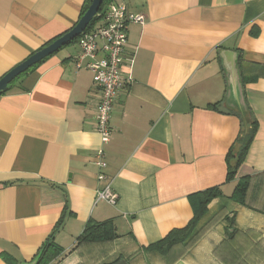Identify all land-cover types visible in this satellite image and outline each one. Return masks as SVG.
<instances>
[{"label": "crops", "instance_id": "1", "mask_svg": "<svg viewBox=\"0 0 264 264\" xmlns=\"http://www.w3.org/2000/svg\"><path fill=\"white\" fill-rule=\"evenodd\" d=\"M90 1L0 0V78L69 31ZM115 1L144 23L127 28L106 145L96 131L101 92L75 66L77 41L0 95V264H30L49 237L62 250L53 264H264V0ZM224 51L237 56V96ZM243 109L257 129L226 180ZM100 171L114 206L96 200ZM214 187L221 197L184 242L166 255L145 250L185 228L190 197ZM105 221L116 238L79 240L88 222Z\"/></svg>", "mask_w": 264, "mask_h": 264}, {"label": "built area", "instance_id": "2", "mask_svg": "<svg viewBox=\"0 0 264 264\" xmlns=\"http://www.w3.org/2000/svg\"><path fill=\"white\" fill-rule=\"evenodd\" d=\"M131 23L143 24L144 16L133 14L124 3L114 1L100 15L98 25L83 32L77 40L79 52L75 58V66L78 70L90 71L92 82L101 92L95 120L102 145L109 142L112 105L117 92L125 86L122 78L123 53L127 42V28ZM95 164L100 170L106 167L103 148L96 151ZM97 179L106 184L96 191V200L114 206L117 195L110 189L107 177L100 171Z\"/></svg>", "mask_w": 264, "mask_h": 264}, {"label": "trees", "instance_id": "3", "mask_svg": "<svg viewBox=\"0 0 264 264\" xmlns=\"http://www.w3.org/2000/svg\"><path fill=\"white\" fill-rule=\"evenodd\" d=\"M114 1L115 0L103 1L98 14L93 18V20L90 22V24L88 25V27L84 32L90 31L95 26V24L100 19V15L103 12H105L107 6ZM86 9L87 7L84 8L80 17L83 15ZM78 38L75 39L73 42L77 41ZM52 41L47 42L44 46L50 44ZM26 73L27 72L21 74L14 81L19 79L21 76H23ZM14 81L11 83L9 90L12 88V84L14 83ZM9 90H7L6 92H8ZM6 92L2 94H5ZM219 104L220 103L208 105V108L216 110ZM236 114L238 115L241 121V133L238 139L236 140V143L239 145V151L238 154L235 156L234 166L233 167H231L230 165L228 166L226 180H230L233 177L237 167L243 161L257 129V123L254 119H252L248 110L246 109H243L242 111L239 110V112H236ZM245 190H246V182L245 179H243V181L238 182V184L236 185L234 193L232 195V199L237 203H241L243 200V196L245 194ZM221 195L222 194L217 187L206 189L204 191L192 195L190 199L192 200L193 217L191 221L188 223V225L183 229L171 231L165 238L145 248V250L156 251L161 255H166L173 246L184 242L192 233L198 220L205 214L207 205L212 200L221 197ZM114 238H116V234L112 222L105 221L101 223L88 222L84 228L82 235L79 237V240L81 242L94 243L101 241H109V240H113ZM61 254H62V250L53 242L52 237H49L41 246L37 254L30 262V264H53V262L57 260Z\"/></svg>", "mask_w": 264, "mask_h": 264}, {"label": "water", "instance_id": "4", "mask_svg": "<svg viewBox=\"0 0 264 264\" xmlns=\"http://www.w3.org/2000/svg\"><path fill=\"white\" fill-rule=\"evenodd\" d=\"M103 1L104 0H91L83 15L69 31L52 41L47 46L30 55L26 60L16 65L13 69L1 77L0 94L9 90L11 83L21 74L27 72L31 67L35 66L46 57L56 53L59 49L77 39L86 30L93 18L98 14ZM221 57L225 61L224 66L229 75L230 88L237 96V75L234 66V62L237 58L236 53L224 51L221 53ZM237 106L240 108L238 103ZM118 264L126 263L120 262Z\"/></svg>", "mask_w": 264, "mask_h": 264}]
</instances>
